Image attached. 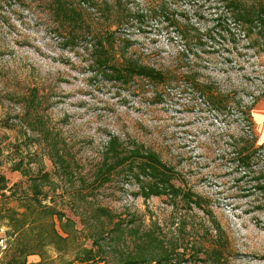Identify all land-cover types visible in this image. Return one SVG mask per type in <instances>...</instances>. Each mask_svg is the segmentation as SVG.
<instances>
[{"label":"rangeland","instance_id":"1","mask_svg":"<svg viewBox=\"0 0 264 264\" xmlns=\"http://www.w3.org/2000/svg\"><path fill=\"white\" fill-rule=\"evenodd\" d=\"M52 1L0 0V264H85L90 247V264H264V25L247 20L264 0H63L75 40ZM109 28L120 59L168 78L106 77ZM112 135L158 151L182 191L101 172Z\"/></svg>","mask_w":264,"mask_h":264},{"label":"trees","instance_id":"2","mask_svg":"<svg viewBox=\"0 0 264 264\" xmlns=\"http://www.w3.org/2000/svg\"><path fill=\"white\" fill-rule=\"evenodd\" d=\"M233 2H236V0H233ZM52 5L53 11L58 17V20L69 27L70 34L67 39H77V25L79 24L81 17L80 11L71 7L63 0H53ZM234 7L237 6L234 5ZM263 14L264 7L262 6L255 15L247 17V20L252 23V28L255 26L259 28L263 27ZM124 15L125 14L122 12L119 20L115 22L117 25L123 20ZM115 31L116 28H109L106 32L100 34L95 40L93 64L99 69V71H101L106 77L125 84L130 83L137 76L147 77L154 83H160L168 78L166 72L153 65L144 63L138 58L126 56L123 59H120V57L117 56V50L115 49L117 39ZM133 143L134 144L131 147H123L118 136L112 135L106 149V156L103 162L104 167L100 168L101 172H104V169L106 168L112 170L113 167L122 165L125 171H129V173H132L139 181H141L139 185L146 195L160 194L167 189L171 191H182V189L180 187L177 188L172 181L174 177L172 171L173 168L164 162L158 151L147 147L137 140H134ZM244 149L245 150L242 153L245 154L242 157L247 158L248 160L245 163L250 165V148L244 147ZM144 177L146 178L145 180H143ZM109 178L110 176H104L102 180L105 181ZM1 180H3L2 176H0V188L4 186L1 184ZM183 193L190 201H195L200 204V201L197 200L196 197L194 198V193ZM51 212H59L62 216V212L57 211L54 208H52ZM114 223V227L119 229L120 225H122V219L119 218ZM150 233L149 230L148 234L150 235ZM96 243L99 242L96 240ZM145 246H149L148 243ZM101 247L102 246L100 245L98 246L99 250ZM93 250L95 249H92V247L87 250V257H89V259L85 260V264H90L93 261L91 259V254L94 252ZM170 260L171 257H168L167 255L157 257L156 255L151 254L150 257L144 256L140 258L139 256L132 254L121 264H166ZM95 264H99L98 261H96ZM108 264L114 263L109 262Z\"/></svg>","mask_w":264,"mask_h":264}]
</instances>
